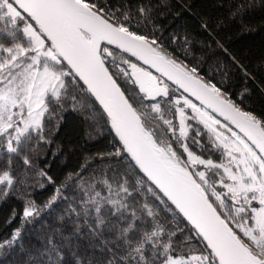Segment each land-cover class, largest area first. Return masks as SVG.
Returning a JSON list of instances; mask_svg holds the SVG:
<instances>
[{
	"label": "snow or ice",
	"instance_id": "snow-or-ice-1",
	"mask_svg": "<svg viewBox=\"0 0 264 264\" xmlns=\"http://www.w3.org/2000/svg\"><path fill=\"white\" fill-rule=\"evenodd\" d=\"M256 19L0 0V264H264V51L234 40Z\"/></svg>",
	"mask_w": 264,
	"mask_h": 264
},
{
	"label": "trees",
	"instance_id": "trees-1",
	"mask_svg": "<svg viewBox=\"0 0 264 264\" xmlns=\"http://www.w3.org/2000/svg\"><path fill=\"white\" fill-rule=\"evenodd\" d=\"M254 31L247 33L243 36L238 34L234 35L236 47L244 52H250L258 56L261 51H264V28L260 27L259 19L252 21ZM259 103V101H254ZM81 131L80 120L74 114H66L65 123L59 134V138L67 142L68 140H76ZM55 172L56 169L54 168ZM43 198V197H41ZM4 213H0L2 219Z\"/></svg>",
	"mask_w": 264,
	"mask_h": 264
}]
</instances>
